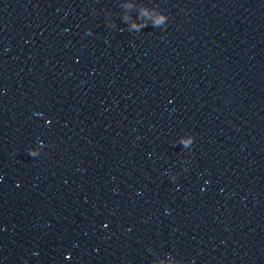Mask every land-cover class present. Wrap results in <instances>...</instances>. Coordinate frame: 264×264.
Instances as JSON below:
<instances>
[{
  "label": "water",
  "instance_id": "water-1",
  "mask_svg": "<svg viewBox=\"0 0 264 264\" xmlns=\"http://www.w3.org/2000/svg\"><path fill=\"white\" fill-rule=\"evenodd\" d=\"M0 264H264V0H0Z\"/></svg>",
  "mask_w": 264,
  "mask_h": 264
}]
</instances>
